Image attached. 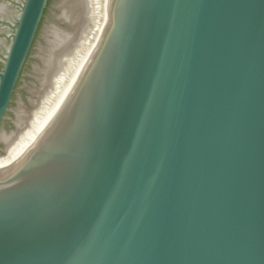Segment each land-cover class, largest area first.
<instances>
[{
    "label": "water",
    "instance_id": "1",
    "mask_svg": "<svg viewBox=\"0 0 264 264\" xmlns=\"http://www.w3.org/2000/svg\"><path fill=\"white\" fill-rule=\"evenodd\" d=\"M0 264H264V0H0Z\"/></svg>",
    "mask_w": 264,
    "mask_h": 264
}]
</instances>
